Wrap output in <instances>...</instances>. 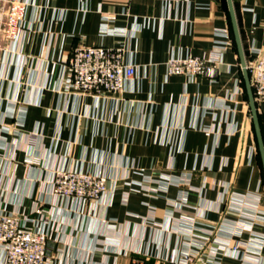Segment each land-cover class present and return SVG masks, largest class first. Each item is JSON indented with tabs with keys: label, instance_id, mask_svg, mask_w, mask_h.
Here are the masks:
<instances>
[{
	"label": "crops",
	"instance_id": "obj_1",
	"mask_svg": "<svg viewBox=\"0 0 264 264\" xmlns=\"http://www.w3.org/2000/svg\"><path fill=\"white\" fill-rule=\"evenodd\" d=\"M35 1L33 30L17 51H0V206L47 211L50 263L173 264L165 258L192 222L239 230L257 217L264 233V168L228 0ZM232 1L249 61L264 49V0ZM105 22L128 35L103 34ZM80 46L125 49L136 68L126 90L67 93ZM217 46L226 49L215 81L168 75L171 57ZM65 167L106 176L115 190L96 204L62 200L51 181Z\"/></svg>",
	"mask_w": 264,
	"mask_h": 264
},
{
	"label": "built area",
	"instance_id": "obj_2",
	"mask_svg": "<svg viewBox=\"0 0 264 264\" xmlns=\"http://www.w3.org/2000/svg\"><path fill=\"white\" fill-rule=\"evenodd\" d=\"M35 3V0H0V51L7 52L9 47L17 51L33 30L28 16ZM108 26L107 22L103 24V34L121 33ZM121 34L128 35V32ZM225 49L217 46L203 56H173L166 62L167 73L215 81L224 62ZM68 65L69 73L62 85L70 94L94 97L119 94L136 75V68L126 61L123 48L80 46L71 52ZM247 69L260 113L264 109V49L252 51ZM115 187L116 182L106 176L66 167L58 170L51 181L54 196L93 204ZM33 211L40 219L7 212L0 206V249L4 252V264H51L46 253L50 235L43 229V224L47 223V211L39 206ZM256 218L245 221L247 225L240 226L239 230L227 229L225 225L203 228L192 222L182 250H170L165 259L173 264H226L225 259L240 264H264V233L255 230ZM245 227L251 234L248 241H243Z\"/></svg>",
	"mask_w": 264,
	"mask_h": 264
},
{
	"label": "water",
	"instance_id": "obj_3",
	"mask_svg": "<svg viewBox=\"0 0 264 264\" xmlns=\"http://www.w3.org/2000/svg\"><path fill=\"white\" fill-rule=\"evenodd\" d=\"M228 5H229V13H230V18H231V23H232V28L235 36V41H236V46H237V51L241 63V69H242V75H243V80L246 88V92L248 95L249 99V108H250V113L251 117L253 120L254 124V129H255V134L257 138V143H258V148H259V153L261 156L263 168H264V137H263V132L261 128V123H260V117L257 109V104L254 98V93L251 85V80H250V74L247 69V58L246 54L243 48L242 44V39L240 35V30L236 18V13L233 5L232 0H228Z\"/></svg>",
	"mask_w": 264,
	"mask_h": 264
},
{
	"label": "trees",
	"instance_id": "obj_4",
	"mask_svg": "<svg viewBox=\"0 0 264 264\" xmlns=\"http://www.w3.org/2000/svg\"><path fill=\"white\" fill-rule=\"evenodd\" d=\"M242 87H243V89H244V91H245V94H246L244 80L242 81ZM246 98H247V97H246ZM259 117H260V115H259ZM260 123L263 124V121H262L261 117H260ZM262 129H263V127H262ZM263 131H264V129H263Z\"/></svg>",
	"mask_w": 264,
	"mask_h": 264
}]
</instances>
